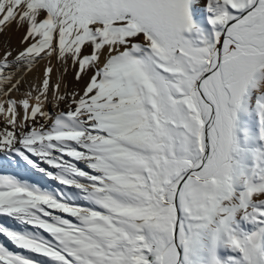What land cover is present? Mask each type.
<instances>
[{
	"label": "snow or ice",
	"instance_id": "1",
	"mask_svg": "<svg viewBox=\"0 0 264 264\" xmlns=\"http://www.w3.org/2000/svg\"><path fill=\"white\" fill-rule=\"evenodd\" d=\"M0 264H264V0H0Z\"/></svg>",
	"mask_w": 264,
	"mask_h": 264
},
{
	"label": "bare ground",
	"instance_id": "2",
	"mask_svg": "<svg viewBox=\"0 0 264 264\" xmlns=\"http://www.w3.org/2000/svg\"><path fill=\"white\" fill-rule=\"evenodd\" d=\"M13 30V29H12ZM12 30L8 31L6 35L0 34V46H2L6 41H9V38L11 37ZM12 39V38H11ZM12 42V41H11ZM8 169L3 168L0 166V172L7 171Z\"/></svg>",
	"mask_w": 264,
	"mask_h": 264
},
{
	"label": "rangeland",
	"instance_id": "3",
	"mask_svg": "<svg viewBox=\"0 0 264 264\" xmlns=\"http://www.w3.org/2000/svg\"><path fill=\"white\" fill-rule=\"evenodd\" d=\"M20 36V33L16 32L13 28L11 32V37L9 38L10 41H12V44H16L18 42V38ZM12 38V39H11ZM7 171H11V169H8Z\"/></svg>",
	"mask_w": 264,
	"mask_h": 264
}]
</instances>
